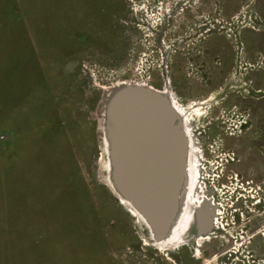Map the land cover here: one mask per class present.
<instances>
[{"label":"rangeland","instance_id":"1","mask_svg":"<svg viewBox=\"0 0 264 264\" xmlns=\"http://www.w3.org/2000/svg\"><path fill=\"white\" fill-rule=\"evenodd\" d=\"M133 89L191 152L165 249L106 183ZM0 124V264H264V0H0Z\"/></svg>","mask_w":264,"mask_h":264},{"label":"water","instance_id":"2","mask_svg":"<svg viewBox=\"0 0 264 264\" xmlns=\"http://www.w3.org/2000/svg\"><path fill=\"white\" fill-rule=\"evenodd\" d=\"M109 116L114 180L121 195L164 241L176 217L185 141L168 102L151 91L126 90Z\"/></svg>","mask_w":264,"mask_h":264},{"label":"bare ground","instance_id":"3","mask_svg":"<svg viewBox=\"0 0 264 264\" xmlns=\"http://www.w3.org/2000/svg\"><path fill=\"white\" fill-rule=\"evenodd\" d=\"M153 90L154 89H152V91ZM153 92L164 97V99H168V102L171 103V106L173 107L174 112L177 111L178 116L179 117L181 116L182 109L179 106H177L175 103L171 102L172 100H171V98H169V96L167 94H164L163 92L160 93L158 91L157 92L153 91ZM176 119H180V118L176 117ZM176 122H177V126L178 125L181 126L180 121L177 120ZM183 124L184 123L182 122V125ZM104 144H105L104 145L105 146V149H104L105 162H104L103 166H104V170L106 171V173L108 175V178H106L107 186L109 187L111 192L120 200V204L122 206H125L129 210V212L136 219H138V221L144 226L145 230L148 233V237L151 239V241H153L154 236H152L151 225H150L149 221L142 214L140 215V213H138L136 211L135 207L121 195L119 189L116 186V183L113 181L114 180L113 177H111V173L114 170L113 164H112V156H111L112 155V152H111L112 151L111 150L112 135L111 136L109 135V140H107ZM183 153H184L183 155H184L185 161L188 162V159L189 160L191 159L189 156V154L191 153L190 149L189 148L187 149L185 146ZM106 157H107V159H106ZM182 192L179 193V196H178L177 212H176L177 214H180V212H181L180 216L177 215L175 217V219H173L174 222L172 223L170 229L168 230V233L166 235V237H167L166 241L154 244L155 246H157L161 249H165L166 247H169V245L174 243L178 239V237L181 236V234L183 232H186L188 229V226L190 223V218L192 217L191 211H193L195 209V205L197 203L196 202H194V203L188 202L187 199H184L183 206H181Z\"/></svg>","mask_w":264,"mask_h":264},{"label":"built area","instance_id":"4","mask_svg":"<svg viewBox=\"0 0 264 264\" xmlns=\"http://www.w3.org/2000/svg\"><path fill=\"white\" fill-rule=\"evenodd\" d=\"M5 137L4 135H0V144L4 141Z\"/></svg>","mask_w":264,"mask_h":264},{"label":"crops","instance_id":"5","mask_svg":"<svg viewBox=\"0 0 264 264\" xmlns=\"http://www.w3.org/2000/svg\"><path fill=\"white\" fill-rule=\"evenodd\" d=\"M1 128H2V126H1V124H0V130H1Z\"/></svg>","mask_w":264,"mask_h":264}]
</instances>
